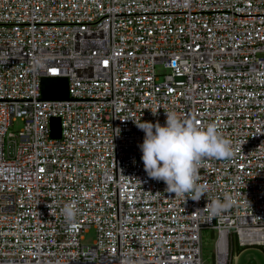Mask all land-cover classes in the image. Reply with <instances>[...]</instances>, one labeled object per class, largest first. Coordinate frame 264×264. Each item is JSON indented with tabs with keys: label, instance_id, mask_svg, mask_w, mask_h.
I'll return each mask as SVG.
<instances>
[{
	"label": "built area",
	"instance_id": "1",
	"mask_svg": "<svg viewBox=\"0 0 264 264\" xmlns=\"http://www.w3.org/2000/svg\"><path fill=\"white\" fill-rule=\"evenodd\" d=\"M44 77L69 98L43 100ZM169 111L234 147L199 201L144 171L135 122ZM205 230L213 264L264 252V0H0V264H203Z\"/></svg>",
	"mask_w": 264,
	"mask_h": 264
},
{
	"label": "clouds",
	"instance_id": "2",
	"mask_svg": "<svg viewBox=\"0 0 264 264\" xmlns=\"http://www.w3.org/2000/svg\"><path fill=\"white\" fill-rule=\"evenodd\" d=\"M157 112H153L156 115ZM166 122H135L145 133L139 145L144 171L151 179L166 184L165 191L175 197L199 201L207 194L198 184L199 170L209 159L230 160L234 156L232 143L225 139L216 125L200 127L189 119H182L177 113L165 112ZM233 207V198L225 195L223 199L208 201L205 208L209 218H215ZM65 222H75L78 209L73 203L65 204L61 210Z\"/></svg>",
	"mask_w": 264,
	"mask_h": 264
},
{
	"label": "rangeland",
	"instance_id": "3",
	"mask_svg": "<svg viewBox=\"0 0 264 264\" xmlns=\"http://www.w3.org/2000/svg\"><path fill=\"white\" fill-rule=\"evenodd\" d=\"M157 71H162L163 69L160 66L156 67ZM22 127V122L16 120L13 122L10 130L17 132ZM206 233L202 232V258L203 264H213V253H214V237L209 234V230ZM205 234V235H204ZM95 228L91 227L90 229L85 230L81 234V242L85 245H92L95 241ZM204 236V237H203ZM239 252L238 248L233 249V255H236ZM255 259L257 264H264V252L258 246L250 247L245 249L237 258L232 259V264H246L249 259Z\"/></svg>",
	"mask_w": 264,
	"mask_h": 264
},
{
	"label": "water",
	"instance_id": "4",
	"mask_svg": "<svg viewBox=\"0 0 264 264\" xmlns=\"http://www.w3.org/2000/svg\"><path fill=\"white\" fill-rule=\"evenodd\" d=\"M41 98L43 100H66L69 98L68 82L65 77H44L41 79ZM51 136H60V119L50 121ZM246 264H257L255 259H249Z\"/></svg>",
	"mask_w": 264,
	"mask_h": 264
},
{
	"label": "trees",
	"instance_id": "5",
	"mask_svg": "<svg viewBox=\"0 0 264 264\" xmlns=\"http://www.w3.org/2000/svg\"><path fill=\"white\" fill-rule=\"evenodd\" d=\"M205 232L207 233L208 231L207 230H205ZM209 234H211V236L213 237V232L211 231V230H209ZM205 235V234H204ZM204 237V236H203ZM238 250L239 251H241L242 250V248L241 247H238Z\"/></svg>",
	"mask_w": 264,
	"mask_h": 264
},
{
	"label": "snow or ice",
	"instance_id": "6",
	"mask_svg": "<svg viewBox=\"0 0 264 264\" xmlns=\"http://www.w3.org/2000/svg\"><path fill=\"white\" fill-rule=\"evenodd\" d=\"M107 62L105 61V64H106ZM53 71H55V69H53Z\"/></svg>",
	"mask_w": 264,
	"mask_h": 264
}]
</instances>
